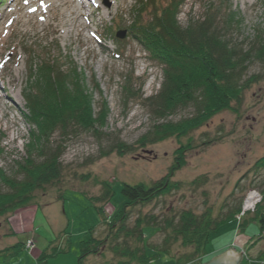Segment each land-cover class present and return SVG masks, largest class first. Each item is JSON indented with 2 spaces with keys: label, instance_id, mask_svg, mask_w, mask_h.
Listing matches in <instances>:
<instances>
[{
  "label": "rangeland",
  "instance_id": "374dc122",
  "mask_svg": "<svg viewBox=\"0 0 264 264\" xmlns=\"http://www.w3.org/2000/svg\"><path fill=\"white\" fill-rule=\"evenodd\" d=\"M45 1L0 0V107L6 113V118L0 119V169L19 177L15 162L24 154L32 130L24 98L33 86L29 82L31 66L34 69L54 60L64 71L76 69L91 94L94 112L104 108V127L99 134L72 132L66 137L61 146L59 182L34 191L28 205L0 216V250L24 244L0 254V264H78L80 243L89 236L104 243L98 254L86 257L82 264H119L121 258L109 248L117 225L111 229L107 223L126 202L121 193L123 184L149 186L170 170V181L180 183L179 189L147 205L129 207L126 225L132 227L142 216H154L163 225L164 220H176L183 210L201 215L209 209L214 216L223 215L240 201L243 208L255 192L254 210L243 212L241 208L244 216L239 213L209 235L202 258L183 264H205L230 248L242 252L236 264H264V233L252 218L264 199V168H254L264 157V63L247 65L244 78L255 75L257 81L244 90L239 104L233 103L237 112L220 111L187 136L140 146L137 141L151 128L152 115L137 99L138 92L126 96L124 86L129 80L147 97L158 92L163 83L161 65L128 32L140 0H92L85 9L81 5L85 0L75 1L73 6H79L82 17L78 14L73 30L59 24V8L42 10ZM141 1L146 6L141 17L147 21L154 6L151 1ZM170 1L154 0V4L158 9ZM181 1L177 21L183 27L215 13L218 19L234 16L235 24L226 37L244 49L259 36L264 37V0ZM65 30H69L68 35ZM122 31L125 36L119 39L117 33ZM194 114L195 108L188 105L176 109L165 121L175 123ZM160 122L163 120H157ZM53 141V146L60 143L56 136ZM119 142L131 146L132 151L121 156L116 152L103 155ZM183 146H187L182 154L184 162L175 168ZM199 176L206 177L205 182L191 185ZM104 190L110 192L108 200L96 202ZM243 218L251 219L240 226ZM153 232L150 226L143 229L147 244L157 248L165 232ZM29 240L31 246H27ZM189 251L173 244L169 256H154L150 264H177L173 258L182 259ZM42 252L45 257L39 260Z\"/></svg>",
  "mask_w": 264,
  "mask_h": 264
},
{
  "label": "trees",
  "instance_id": "16d2710c",
  "mask_svg": "<svg viewBox=\"0 0 264 264\" xmlns=\"http://www.w3.org/2000/svg\"><path fill=\"white\" fill-rule=\"evenodd\" d=\"M147 1H151L154 6L150 19L142 20L141 14L146 6L140 0L141 7L135 12L128 32L130 37L144 46L150 58L161 65L163 83L158 92L147 97L140 86L136 89L129 80L124 86L126 96L138 92L137 99L147 105L152 115L151 128L137 141L140 146L154 144L172 136H187L220 111L237 112L233 103L239 104L244 90L257 81L255 75L244 78L247 65L253 61L264 63V37L259 36L246 49L226 37L228 30L235 24L234 16L218 19V14L212 13L183 27L177 21L181 0H171L169 4L158 9L154 0ZM33 70L36 71L35 75ZM29 82L33 86L24 98L28 124L32 130L24 145V154L19 157L20 161L15 162L19 177H11L0 169V216L28 205L34 191L59 182L60 157L63 152L61 146L66 137L72 132L99 134V130L104 127V108L94 112L91 94L76 69L64 71L58 62L47 60L36 65L34 69L30 67ZM98 88L96 85V89ZM188 105L195 108L194 116L175 123L165 121L176 109ZM157 120L163 122L157 123ZM54 136L60 143L53 146ZM186 147H182L184 149L175 159V168L182 166V154ZM130 151L131 146L119 142L103 155L116 152L121 156ZM259 166L264 168V157L255 163L254 168H260ZM172 173L173 170H170L167 175L149 186L143 183L123 184L121 193L126 202L107 223L111 229L117 225L109 248L121 258L119 264H150L154 256H169L171 245L177 243L184 248H190V251L182 255V259L171 257L175 259V263L194 262L207 253L209 235L218 226L235 220L241 213L240 201L235 208L219 216H214L209 209L201 215L183 210L176 220H164L163 225L158 224L154 216H142L135 219L132 227H128L126 221L129 207L147 205L161 195L179 189L180 183L170 181ZM205 178L199 176L190 184H203ZM2 188L6 190L2 191ZM262 193L264 194V190ZM109 196V190H104L95 201L104 202ZM98 209L103 214L101 207ZM254 212L256 213L252 218L257 220L260 231L264 233V199ZM250 219L243 218L240 226H244ZM146 226L154 229L153 234L165 232L162 243L157 248L147 244L143 234ZM103 243V240L92 236L81 241L78 264H82L86 257L98 254ZM134 243H140L141 247ZM23 245L20 242L15 243L0 250V254L4 255L10 249ZM148 247L152 255L147 254ZM44 257L42 252L39 260Z\"/></svg>",
  "mask_w": 264,
  "mask_h": 264
},
{
  "label": "bare ground",
  "instance_id": "6f19581e",
  "mask_svg": "<svg viewBox=\"0 0 264 264\" xmlns=\"http://www.w3.org/2000/svg\"><path fill=\"white\" fill-rule=\"evenodd\" d=\"M79 2L78 0H46L44 3H42V10L46 11L48 9H50L52 6H54V8L56 7L57 9L59 8V14L62 16V19L60 20V25H65L67 24L72 30L75 27V20L76 17H78L79 14V6L75 5L73 6V2ZM89 1L92 0H85L81 5L82 7L85 8H90L89 6ZM72 15H74V17H72ZM82 17V14H79ZM70 16V18H68ZM65 35H68L69 30H65ZM76 35H79L78 33H76ZM6 100L9 99L7 95H5ZM3 98L0 96V106L3 104L2 102ZM2 118H6V113L5 110H2V108L0 107V119ZM12 124L15 126L16 122L15 120L12 121ZM254 210V209H253ZM248 211H252V210H248ZM247 211V212H248ZM245 214V213H244ZM240 219V218H239Z\"/></svg>",
  "mask_w": 264,
  "mask_h": 264
},
{
  "label": "water",
  "instance_id": "95a60500",
  "mask_svg": "<svg viewBox=\"0 0 264 264\" xmlns=\"http://www.w3.org/2000/svg\"><path fill=\"white\" fill-rule=\"evenodd\" d=\"M125 36V31L118 32L117 37L122 39ZM241 253L235 252L233 249H228L220 255L214 257L210 262L205 264H236L241 259Z\"/></svg>",
  "mask_w": 264,
  "mask_h": 264
},
{
  "label": "built area",
  "instance_id": "2783aa9c",
  "mask_svg": "<svg viewBox=\"0 0 264 264\" xmlns=\"http://www.w3.org/2000/svg\"><path fill=\"white\" fill-rule=\"evenodd\" d=\"M256 193L253 192L251 195H249L244 203V207L242 209L243 212L245 211H248V210H253L255 205H256V202H257V197H256ZM243 212H241L239 215L242 216L243 215ZM239 219V217H238ZM32 241H27V246H31L32 245Z\"/></svg>",
  "mask_w": 264,
  "mask_h": 264
},
{
  "label": "snow or ice",
  "instance_id": "6c2138e0",
  "mask_svg": "<svg viewBox=\"0 0 264 264\" xmlns=\"http://www.w3.org/2000/svg\"><path fill=\"white\" fill-rule=\"evenodd\" d=\"M25 2L27 3V0H25ZM32 11H35V9H31Z\"/></svg>",
  "mask_w": 264,
  "mask_h": 264
}]
</instances>
